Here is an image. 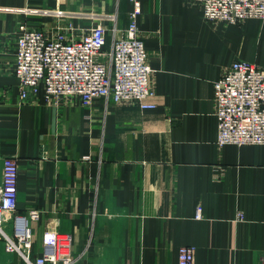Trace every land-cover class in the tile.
I'll use <instances>...</instances> for the list:
<instances>
[{
  "label": "crops",
  "instance_id": "obj_1",
  "mask_svg": "<svg viewBox=\"0 0 264 264\" xmlns=\"http://www.w3.org/2000/svg\"><path fill=\"white\" fill-rule=\"evenodd\" d=\"M140 1L152 109L55 105L41 87L22 100L14 73L21 27L72 24L79 38L101 24L109 50L127 36L130 0H0V185L13 156L17 211H40L34 257L57 231L72 236L75 264H179L182 246L194 264H262L264 144L218 145L213 83L239 59L264 68V20L212 23L188 0ZM21 262L0 238V264Z\"/></svg>",
  "mask_w": 264,
  "mask_h": 264
},
{
  "label": "built area",
  "instance_id": "obj_2",
  "mask_svg": "<svg viewBox=\"0 0 264 264\" xmlns=\"http://www.w3.org/2000/svg\"><path fill=\"white\" fill-rule=\"evenodd\" d=\"M133 10L127 36L115 39L106 50L107 28L101 24L90 27L79 38L72 24L58 26L53 32L21 27L17 36L14 73L20 83V97L40 87L48 103L59 105L65 98H77L89 106L98 98L128 102L141 109H152L150 99L152 67L137 16L142 11L140 0H130ZM201 9L205 20L229 24L243 23L250 18L264 20V0H188ZM215 114L218 120L217 143L264 144V68L247 61H234L214 81ZM18 161L4 158L0 185V238L8 252L18 253L21 264H75L72 236L47 231L40 254L33 256L32 223L40 211L27 214L17 211ZM201 207L196 216L201 217ZM12 223V234L6 229ZM195 250L182 246L179 264H194ZM264 264V253L262 255Z\"/></svg>",
  "mask_w": 264,
  "mask_h": 264
}]
</instances>
